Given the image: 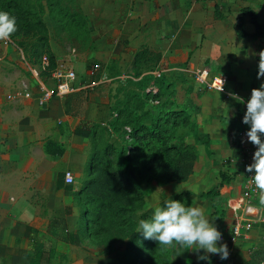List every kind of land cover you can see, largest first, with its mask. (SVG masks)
I'll return each mask as SVG.
<instances>
[{"label": "crops", "instance_id": "crops-1", "mask_svg": "<svg viewBox=\"0 0 264 264\" xmlns=\"http://www.w3.org/2000/svg\"><path fill=\"white\" fill-rule=\"evenodd\" d=\"M70 1H76L78 4L77 13L84 19L88 43L90 48H93L92 52L86 55L84 62L98 60L103 66V72L96 76L97 73L91 75L86 69L81 73L80 68L83 67L79 64L80 68L76 70L79 73L76 75L77 79L85 78L90 84L75 86L73 95L54 98L45 108H39L34 101L6 102L5 96L17 89H30L31 85L34 86L33 92L37 90L36 81L29 72L30 66L22 52L0 40V264H30L35 257V251L39 249L36 245L41 246L44 241L40 235L46 234L51 219H63L69 231L83 227L80 219L81 209L75 204L73 195L81 188L84 180V170L92 154V140L74 135L77 127L82 128V124L91 121L82 112L81 99L92 104L96 108L97 118H100V113L109 101L104 103L106 98L102 91L106 88L109 97L112 90L113 102L120 98L122 90L117 87L118 84L110 83L127 78L126 75L131 79L135 55L142 49H147L159 57L152 75L164 76L170 85L167 100L172 105L186 109L192 133L185 139L196 151L197 165L201 158L200 149L192 141L205 136L199 121L204 124L207 117L202 115L201 110L199 112L195 110L196 105L189 96L191 91L195 93L196 90L204 91L208 96L225 95L206 92L204 88L196 85L193 79L190 83L188 72L206 69L207 67L202 66L206 65L211 68L209 72L213 76L227 75L226 71L233 72L234 63H239L236 60L241 53L240 36L251 41L261 40L252 38L255 30L248 14L244 16L248 17L247 21L252 27L248 26L246 30L243 21L236 23V19L241 20L242 16L232 21L225 15V0ZM244 9H241L242 12ZM216 13L221 18H217ZM259 24L264 26L260 22ZM49 43L53 52L51 37ZM53 54L58 67L73 71V68L67 65H58V60L62 63L63 60L73 58L74 54L71 56L64 53ZM20 64L27 67L30 74L28 76L33 79L32 83H28L23 77L17 80L21 76L17 70ZM79 65L77 64L76 68ZM121 67L122 71H126H120ZM105 84L110 85L105 87ZM88 91L91 92L89 97ZM68 97L71 100L69 114L65 109ZM234 100L236 99H228L230 102ZM102 118L99 123L94 119L91 122L96 121L94 125H106V120ZM235 123L240 127L241 123L238 120ZM240 129L238 128L235 133L233 154L236 152V134ZM47 142L61 146L64 149L63 156L47 155L45 152ZM60 173L64 176L70 173L73 176V184L68 187L70 191L57 189V177ZM133 173L130 172L131 178L138 181L135 173L137 178H133ZM236 179V186H225L220 190V194L227 193L228 198L237 196L241 184L238 178ZM189 181L167 185L180 190L177 194H181L183 190H187ZM153 184L155 183L149 184L151 190L156 189ZM147 187L148 185L141 184L144 202L147 200L148 191H151ZM197 188L198 185L196 190ZM67 209L70 210V215H66ZM232 217L233 212L231 220ZM223 227L222 224V229ZM226 242L228 246V236ZM249 247L248 244L239 246L235 251L236 256L242 255L243 249L249 250ZM55 248L56 256L50 264H55L56 260L57 264H128L129 260L124 242L113 244L111 250L97 246L87 239L80 247L57 242Z\"/></svg>", "mask_w": 264, "mask_h": 264}, {"label": "trees", "instance_id": "trees-1", "mask_svg": "<svg viewBox=\"0 0 264 264\" xmlns=\"http://www.w3.org/2000/svg\"><path fill=\"white\" fill-rule=\"evenodd\" d=\"M43 1L48 7V16L56 25L69 28L74 33L82 34V37H88L82 15L63 7L60 4L62 0H0V11L10 13L17 22V31L7 40L11 46L22 52L30 67L39 70L41 80L45 75L51 77L57 68L56 58L49 43V30L42 20L46 11L42 5ZM243 13L250 16L254 26L255 33L252 38H264V26L259 24L256 14L249 9H244ZM216 17L221 18L217 13ZM43 56L48 59V67L40 70V59ZM158 61L159 57L147 49L138 52L132 67L133 76L138 79L136 82H142L141 71L152 75ZM99 67L97 73L101 74L103 70L100 65ZM152 78V87H148V84L140 87L139 94L134 93L132 89L123 91L120 88L122 98H117L113 105H108V108L112 109V113L108 115L112 123L96 124L88 129L77 127L74 130L75 136L92 140V154L84 170V180L81 188L73 195L74 202L81 209L80 219L83 227L69 231L63 219H51L46 234L40 235L44 241L35 251V257L30 264H50L56 256L57 242L80 247L85 239L107 250H111L117 241L124 242L128 264H168L169 256L167 262H164L165 257L159 255L160 251H163L162 245L154 240L144 239L142 234L137 232L138 223L132 216L143 208L144 194L141 184L186 183L193 174L197 155L193 146L177 134L180 129H190L188 115L184 109H175L167 100L170 85L164 76ZM128 80L133 81L132 78ZM89 94L90 91L88 97ZM71 95L73 93L68 96ZM164 98L166 100L162 101ZM70 105L71 100L68 97L65 103L68 114ZM171 106L174 109H171ZM99 126L106 128L104 132ZM118 128L122 140L115 156L113 138L115 133L118 134ZM45 152L51 157H61L64 149L53 142H47ZM130 172L137 175L138 181L131 178ZM235 174L220 172V182L216 187L218 191L221 187L229 185ZM63 179L64 174H58L57 189L70 191V186H64ZM211 194H214V190L204 195L208 197ZM66 215H70L69 209L66 210ZM140 219H145L144 215ZM256 260L257 264L264 262V249L253 252L249 260L242 264H256Z\"/></svg>", "mask_w": 264, "mask_h": 264}, {"label": "rangeland", "instance_id": "rangeland-1", "mask_svg": "<svg viewBox=\"0 0 264 264\" xmlns=\"http://www.w3.org/2000/svg\"><path fill=\"white\" fill-rule=\"evenodd\" d=\"M60 4L63 7H68L71 11L75 13H77L78 11L77 10L78 4L76 3V1L74 2L70 0H62ZM224 4H225L224 13L227 17H229L230 20L233 21L234 19H236V17L242 16L241 20L236 19V23H240L243 21V27L245 30L248 28V26L250 27L251 24L250 22L247 21L248 17L244 16V13L241 10L244 8H248L252 12H255L259 18V22L264 24V0H229V2L228 0H225ZM42 5L46 10L45 14L42 17V20L45 22L47 28L50 29L49 30L51 35L50 37H51V41L53 42V52L57 55H61L60 53L62 54L64 53L70 56L74 54L73 58H70L68 60H63L62 63L60 60H58L59 62L58 65L62 64L73 68L72 70L73 72L76 73V75L78 73L76 70L80 68V65L81 67H83V69L80 68L81 73L82 70L84 69H86L87 72L93 70L94 66L96 65H100L101 69L103 70L102 63H99L98 60L95 61L88 60L87 62H84L86 61L84 59L85 57H87L86 55L88 54V52H92L93 50V48L92 49L90 48V44L88 43V37L87 38L82 37V34L74 33V31H72L69 28L65 29L62 26L56 25L53 22L54 20L48 17V10H47L48 7L46 5V2L43 1ZM47 17L50 18V20ZM50 37H49V41H50ZM241 38H242V42L240 45L241 53H239V56H237V60H236L239 63L238 64L237 62L234 63L233 72L229 70L228 71L225 70L227 72V75H223V77L227 79V85H226L227 94H232V93L236 94L238 99L230 102L228 101L226 96L225 97H221L218 95L208 96L207 93H204V91H197V90L195 93L191 91V96H189V98H191V100L193 101V104L196 105L195 110H197V112L201 110L202 115L206 116L207 120L206 122L205 121L203 122L204 124H202V122L199 121L200 127L202 128L203 131H205L204 132L205 136L202 139H194L192 141L195 144V146H197L200 149L199 154L201 158L198 161L197 165H195V171H193V174L191 175L192 177L190 176L191 182L188 179L189 185L186 186L187 190L185 191L183 190L181 194H177L179 193L180 190H176V188L173 187L170 188L167 184L165 185L154 182L155 184H153V186H156V189L153 188L152 190L150 189L151 187L148 185L147 189L151 191H148L147 193V200L144 202L143 208L136 211L132 216V219L137 223L142 215H144L145 219H150L155 207L162 205L164 201L172 198L173 200L183 201L188 206L201 207L202 210L204 211V214L210 219V222L214 223L217 230L221 232L222 239L219 243L227 244L226 239L228 236V231L232 224V220H231L232 211L229 204V198L227 197V193H223V195H221L220 194V190L222 189L221 187L219 191L218 188H215L214 194H211L208 197L205 196L204 194L212 187L214 188L218 186L220 182V177H219L220 172L225 173L227 171V173L230 174L236 173L235 168H233L230 164V160L232 156L233 157L235 156V153L234 154L232 153L235 133L238 128L240 129L243 127L249 129L248 125L242 123L243 116L246 112V102L250 98L251 91L253 89L259 88L261 84H264V76L258 77L260 54L264 52V39L258 41H251L249 39H245L246 37L244 36L243 37L240 36V39ZM230 61L232 62V60ZM3 62L4 61H2V63ZM77 64L80 65L76 68ZM202 66L204 68L207 67L206 69L208 71H210L209 69H211L209 66L206 65H202ZM17 70L20 71L21 73V76L17 80H20L23 77L24 79H26L28 83H32L33 79L31 78V76H28L30 74L26 66L24 65H21L20 67L18 66ZM120 71H122V67ZM125 71L126 70L122 72ZM141 74H142L141 75L142 82H136L138 81V79L135 76H133L132 73L130 77L133 79V81L131 80L127 81L128 76L126 75L127 78L121 79L119 81H115L114 83H110V84H118V86L117 85L116 86L118 88H121L123 91H126L127 89H132L134 93L139 94L140 87L143 88V86L146 84H148V87H152L153 85V78H152L153 75L149 74V72L147 71H141ZM234 74L237 75L234 76ZM45 76L46 77H44L43 80L41 81L49 87L51 86L52 83L51 77L47 75ZM157 76H153V77H157ZM188 79L190 80L191 83L192 78L188 76ZM87 84H90L88 80H86L85 78H79L77 79L75 86L82 87V86H87ZM110 84H105L104 86L106 87L109 86ZM126 84H128V87ZM177 84H179V82ZM30 87L31 88L29 90L32 91L34 86L30 85ZM107 91L108 90L106 88L105 90L102 91L103 96L106 98L104 100V103H106L107 100L109 101L107 106L104 107L105 109L102 111V113H100L101 114L100 118H97V115L95 114L97 112L96 108L88 101L81 99L83 103L82 112L84 113L86 118H88L89 120L91 119V121L92 119L98 120L99 123L100 119L103 117L102 119L106 120L105 122L107 123V125L113 122L108 117V115L112 113V109H109L108 105L109 104L113 105L115 101L113 102V100H111L113 96L112 90L110 92L109 97L107 96L108 94ZM206 92L208 91L206 90ZM209 92L215 93L212 91ZM90 98H92V100L94 99V97H90ZM164 99H162V101ZM241 100L244 102L241 103L240 102ZM99 105L100 104H98V106ZM173 106L175 109L177 108L183 109V107L177 106L175 104ZM174 108L172 107L171 109ZM237 120L239 123H241L240 127H238L239 124L237 125L235 123ZM91 121H87L84 124H82V128L88 129L92 125H94V123H96V121L95 122L94 121L91 122ZM104 128L105 127H101L100 129H102V131L104 132ZM117 131L118 134L115 133L113 138L114 147L116 151L115 156L117 155L118 148L121 146L120 140H122L119 133L120 128H118ZM190 133H192V130L187 128L180 129L177 131V134L181 138H183L185 142H186L185 137L186 136L190 137L189 136L191 135ZM236 176L237 173L233 175L234 180L231 183L233 186L237 185ZM134 177L136 176L133 173V178ZM196 185H198L197 190H196ZM176 196L177 198L175 199ZM222 224L224 225L223 229H222ZM118 242L119 241H117L116 244H118ZM46 245L49 246L51 245V243H46ZM39 246L40 244L36 245V247L38 248ZM33 247L35 248V244H33ZM162 250L163 251H160L159 255H163L165 257L164 262L165 261L167 262L169 256L168 264H206L205 261H198L197 259L198 255L204 254L202 250L200 252L194 253L193 251L188 250L186 247L177 249L175 244L169 246L162 245ZM164 250H166V252ZM243 251L244 252H242V255L240 256L239 255L236 256V254H234L233 256L234 260L232 259V262L221 260L218 255H213V254H208V255L211 260V264H230V263L242 264L248 261L252 255L249 252V250L243 249ZM152 255L153 257H156L155 254ZM257 262L258 261L256 260V264ZM57 263L58 261L56 260L55 264Z\"/></svg>", "mask_w": 264, "mask_h": 264}, {"label": "built area", "instance_id": "built-area-1", "mask_svg": "<svg viewBox=\"0 0 264 264\" xmlns=\"http://www.w3.org/2000/svg\"><path fill=\"white\" fill-rule=\"evenodd\" d=\"M5 45H10L8 40H3ZM48 67V59L43 56L40 59V70ZM99 65L94 66L89 73L95 75L99 72ZM31 76L35 79V92L22 88L17 89L5 96V101L16 103L20 101H34L39 108H45L54 98H64L75 92L77 82L76 73L66 70L64 67H57L51 74V86L45 85L39 76L37 68L29 67ZM193 81L207 91L223 94L228 99H238L236 94H227V79L223 76H213L207 69L190 70L188 72ZM222 81V84H221ZM221 86V87H220ZM153 92L156 90L153 88ZM249 129L241 128L236 134L235 156L231 158L230 164L235 168L240 190L237 196L229 198V204L233 212L232 224L228 231V251L227 262L233 259L236 249L248 244L249 252L264 249V191L258 190L251 181L253 173L245 171L246 166L253 162V154L257 150L246 136ZM126 131H130L126 129ZM66 186L73 184V176L66 173L64 176ZM232 184L226 185L230 186ZM223 186L222 188H224ZM261 264H264L261 263Z\"/></svg>", "mask_w": 264, "mask_h": 264}, {"label": "clouds", "instance_id": "clouds-1", "mask_svg": "<svg viewBox=\"0 0 264 264\" xmlns=\"http://www.w3.org/2000/svg\"><path fill=\"white\" fill-rule=\"evenodd\" d=\"M16 31V18L6 11H0V40L9 39ZM259 76H264V52L260 54ZM242 123L249 126L247 139L257 148L253 162L246 166L245 171L253 173L251 181L258 190L264 191V84L251 91ZM137 232L144 239L154 240L159 245L175 244L177 249L186 247L194 253L202 250L204 254L198 255L197 259L206 264H211L208 254L218 255L221 260H227L229 256L227 244L219 243L221 232L210 222L202 208L188 206L172 198L155 207L150 219H140Z\"/></svg>", "mask_w": 264, "mask_h": 264}]
</instances>
